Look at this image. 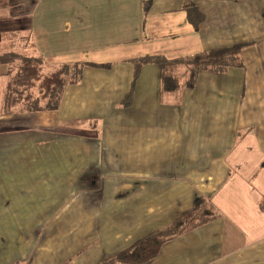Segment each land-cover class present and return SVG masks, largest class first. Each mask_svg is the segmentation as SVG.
I'll return each mask as SVG.
<instances>
[{"label": "crops", "instance_id": "1", "mask_svg": "<svg viewBox=\"0 0 264 264\" xmlns=\"http://www.w3.org/2000/svg\"><path fill=\"white\" fill-rule=\"evenodd\" d=\"M185 1L0 0V54L105 64L85 67L57 110L5 114L0 62V217L12 221L0 264H99L200 196L220 216L145 264H264V0H192L198 29ZM237 43L243 66L201 71L191 87L189 66L145 64L123 104L132 58Z\"/></svg>", "mask_w": 264, "mask_h": 264}, {"label": "trees", "instance_id": "2", "mask_svg": "<svg viewBox=\"0 0 264 264\" xmlns=\"http://www.w3.org/2000/svg\"><path fill=\"white\" fill-rule=\"evenodd\" d=\"M151 1L146 0V8L150 6ZM184 10L193 27L198 29L205 19L204 12L192 0L185 1ZM247 45V43H237L174 59H169L161 54L134 57L130 60L134 65L132 83L124 96L123 104L131 103L137 78L145 64L155 63L162 71L166 70V67L171 63L185 64L190 68L186 86L191 87L195 84L198 73L201 71L223 73L232 66H243L242 50ZM0 62L7 67L4 72L7 82L2 102V112L5 114L57 110L65 88L69 84L82 80L85 67L105 65L77 61L46 70L42 55H25L13 51L1 53ZM163 76L166 90H175L178 87L176 78L167 75L166 71ZM219 216L220 212L211 199L200 196L196 198L190 209L184 211L173 221L147 234L128 248L104 259L99 264H145L158 255L165 242ZM13 264H20V262L16 261Z\"/></svg>", "mask_w": 264, "mask_h": 264}, {"label": "rangeland", "instance_id": "3", "mask_svg": "<svg viewBox=\"0 0 264 264\" xmlns=\"http://www.w3.org/2000/svg\"><path fill=\"white\" fill-rule=\"evenodd\" d=\"M76 44V48H79L78 50H76V51H72V52H70L69 53V62H74L75 60H78V59H80L81 57V55H80V52L82 53V49H80L81 47H82V43L81 42H78V43H75ZM71 58V59H70ZM49 65V64H48ZM53 68H55V67H51V68H49L48 66H47V64H46V70H51V69H53ZM182 78V77H181ZM10 182H12V180H9V184H8V186L10 187L11 185H10ZM8 187V188H9ZM12 187H10V189H11ZM0 190H2V186H0ZM4 190H5V187H4ZM7 190V189H6ZM2 192L0 191V194H1ZM13 220H16V219H13ZM6 221V219H4L3 217H0V237H2V230H3V222H5ZM7 222H10V223H12V221H11V219H10V221H6V223ZM31 236H29V238H30ZM30 240V239H29ZM0 242H1V239H0ZM30 242V241H29Z\"/></svg>", "mask_w": 264, "mask_h": 264}]
</instances>
